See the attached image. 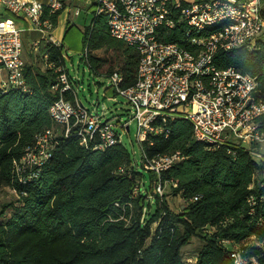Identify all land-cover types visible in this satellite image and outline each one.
Segmentation results:
<instances>
[{"label": "trees", "instance_id": "1", "mask_svg": "<svg viewBox=\"0 0 264 264\" xmlns=\"http://www.w3.org/2000/svg\"><path fill=\"white\" fill-rule=\"evenodd\" d=\"M60 12L50 16L53 26ZM94 15L83 36V61L96 75L108 66L107 77L119 72L121 87H133L138 52L111 36L105 16ZM186 28L178 23L159 37L187 48ZM39 48L45 70L25 64V89L0 88V189L18 195L0 209V219L12 209L0 221V264H188L182 249L193 238L204 244L192 264H234V251L264 264V156L256 159L254 148L231 143L206 146L194 139L190 121L176 117L162 135L140 143L149 160L182 158L161 174L163 195L150 198L156 175L147 171L146 186L143 166L122 143L96 150L94 139L82 146L54 123L49 109L59 93H52L57 74L49 65L68 70L61 46L42 42ZM214 61L255 78L254 96L264 103V39L253 50L220 52ZM64 96L75 102L73 93ZM258 127L264 132V114ZM49 130L50 159L39 166L24 161ZM139 183L144 186L133 197ZM169 195L183 199L180 213L170 208Z\"/></svg>", "mask_w": 264, "mask_h": 264}, {"label": "built area", "instance_id": "2", "mask_svg": "<svg viewBox=\"0 0 264 264\" xmlns=\"http://www.w3.org/2000/svg\"><path fill=\"white\" fill-rule=\"evenodd\" d=\"M95 0L96 15L107 18L112 37L124 41L139 54L137 81L122 88L123 76L114 72L108 77L110 87L132 108L128 120L104 119L105 112L85 108L76 98V80L64 67L49 65L56 74L52 93L59 98L50 105L54 123L64 135H76L80 145L97 140L96 150L121 143V136L137 124L139 143L151 135H162L164 124L176 117L191 122L194 139L217 148L231 143L249 149L264 145V132L258 119L264 103L254 96L257 81L235 67L219 68L215 57L242 47L253 50L264 35V0ZM64 0H0V88L25 89L22 30L17 20L27 21L43 36L53 29L50 18L61 11ZM186 25L185 41L189 47L162 41L161 31ZM47 36V35H46ZM47 41H52L51 36ZM40 42L35 44L36 48ZM75 95V102L65 98ZM120 131V133H119ZM53 130L37 142L38 149L24 161L42 165L50 159L47 141ZM141 147V146H140ZM142 151V166L156 175L153 195L164 193L160 176L182 158L179 153L149 160ZM256 159L262 155L253 153ZM144 184L133 192L136 197ZM174 186H176L174 184ZM152 198V196H150ZM234 264H255L239 251L231 254ZM191 262H189L190 264Z\"/></svg>", "mask_w": 264, "mask_h": 264}, {"label": "rangeland", "instance_id": "3", "mask_svg": "<svg viewBox=\"0 0 264 264\" xmlns=\"http://www.w3.org/2000/svg\"><path fill=\"white\" fill-rule=\"evenodd\" d=\"M264 39V35L261 36ZM32 46L23 47V59L25 64H29L27 61L30 57H34L31 53ZM83 42L82 36L76 32H70L67 39L64 42L63 55L65 59V66L69 74L78 80L75 87L78 88V99L82 102L85 108L90 111L105 112L104 119L111 120L114 122H124L131 117L132 108L127 101L121 96L114 94L113 89L110 87L108 77L106 72L108 71V66L103 69V75H96L91 72L86 63L83 61ZM110 52L109 56H116ZM36 62V64H38ZM116 69V66L113 67ZM106 92L108 93L106 95ZM110 97V99H108ZM137 124L136 122H131L130 130L127 133H123L121 136V143L130 152L134 164H137L140 169H142V151L137 137ZM120 133V131H119ZM255 152L264 156V145L255 146ZM144 168V166H143ZM144 172L143 182L146 186L149 185V174L150 170L142 169ZM148 171V172H147ZM153 173V172H151ZM154 174V173H153ZM168 194V188H166ZM152 194V198H153ZM18 199V195L11 188L5 187L0 189V209L3 204L10 202H15ZM167 200L170 204V208L180 213L183 210L184 202L180 197H173L171 195L167 196ZM18 205V203H16ZM12 214V209H9L4 218L0 221L7 220ZM203 242L198 238H193L190 243L182 249L183 257L185 261L191 262L192 264L199 249L203 246Z\"/></svg>", "mask_w": 264, "mask_h": 264}, {"label": "crops", "instance_id": "4", "mask_svg": "<svg viewBox=\"0 0 264 264\" xmlns=\"http://www.w3.org/2000/svg\"><path fill=\"white\" fill-rule=\"evenodd\" d=\"M41 3L46 4L48 0H35ZM184 3H192L195 1L201 0H182ZM95 0H64V6L57 16L56 24L53 26L52 31L48 34H44V36L38 32L37 30L33 29L27 21H20L17 20V26L22 30V42L23 47L32 46L31 53L35 55L34 57H30L27 61L31 65L38 66L41 70H45L46 68V60L47 56L45 55L42 58L40 57V45L42 42H52L57 46L62 47V52L64 50V42L67 39L70 32H76L82 36L85 34V31L88 27L93 23L95 18ZM50 18L47 12L44 14V18ZM47 35V36H46ZM51 36L52 41H47V39ZM40 42L39 46L36 48L35 44ZM36 64V62H38ZM25 62V61H24ZM76 92H78V88H76ZM108 93L106 92V95ZM76 95V94H75ZM77 97V95H76ZM78 99V97H77ZM110 99V97H108ZM79 100V99H78ZM80 101V100H79ZM82 103V102H81Z\"/></svg>", "mask_w": 264, "mask_h": 264}]
</instances>
